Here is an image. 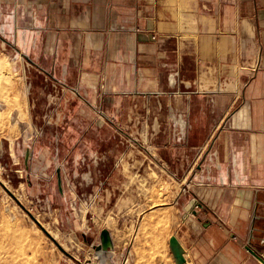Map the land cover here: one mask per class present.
<instances>
[{
    "label": "crops",
    "instance_id": "1",
    "mask_svg": "<svg viewBox=\"0 0 264 264\" xmlns=\"http://www.w3.org/2000/svg\"><path fill=\"white\" fill-rule=\"evenodd\" d=\"M0 46L24 57L20 72L27 60L46 81L65 73L67 95L114 124L182 113L186 186L212 205H151L145 216L169 220L160 254L177 264L175 235L189 264H264L247 249L264 216V0H0ZM212 95L232 97L219 121Z\"/></svg>",
    "mask_w": 264,
    "mask_h": 264
},
{
    "label": "rangeland",
    "instance_id": "2",
    "mask_svg": "<svg viewBox=\"0 0 264 264\" xmlns=\"http://www.w3.org/2000/svg\"><path fill=\"white\" fill-rule=\"evenodd\" d=\"M7 49L3 55L0 46V264H101L94 247L104 228L115 239L114 264H167L160 241L168 215L145 213L154 204H173L175 196L185 206L195 196L186 177L196 165L182 149L187 135L181 142L173 136L171 108L170 118L137 121V130L127 119H103L100 107L75 96L67 120L48 125L50 79L29 69L27 60L18 71L14 58L24 57Z\"/></svg>",
    "mask_w": 264,
    "mask_h": 264
},
{
    "label": "water",
    "instance_id": "3",
    "mask_svg": "<svg viewBox=\"0 0 264 264\" xmlns=\"http://www.w3.org/2000/svg\"><path fill=\"white\" fill-rule=\"evenodd\" d=\"M232 101L231 96L226 95H212L211 97V109H210V118L214 121H219L222 116L224 115L227 107L229 106L230 102ZM32 158V150L27 149L25 152V161L26 165L29 166L30 159ZM57 184L58 188L63 192V181L61 176V170H57ZM2 185L6 188V190L12 195V197L20 204V206L30 215V217L34 220V222L50 237V239L59 247L61 251L69 255L70 257L74 258L71 254H69L64 247L56 240L54 236L50 234V232L42 225V223L28 210L22 203L19 201V199L8 189L4 183ZM200 209H203L205 207L204 202L200 201L197 197H193L190 199L186 205L184 206V212L185 214L188 213H194L198 214L199 211L195 208L197 207ZM256 220H260L259 222V228H257L255 225H253V231L252 236H256L257 243L254 242L247 246V249L252 253L257 259H259L262 263H264V257L262 254H264V216L260 217L259 219L256 218ZM258 234V236L256 235ZM255 246L258 251L254 250L252 245ZM169 245L171 248V251L174 255L175 261L177 264H189L188 259L185 257V249L177 239V237L174 235L170 238ZM95 253L97 257L100 260L101 264H114L112 261L113 251H114V241L112 238V234L109 229L104 228L100 232V243L98 245H95L94 247ZM75 259V258H74Z\"/></svg>",
    "mask_w": 264,
    "mask_h": 264
},
{
    "label": "built area",
    "instance_id": "4",
    "mask_svg": "<svg viewBox=\"0 0 264 264\" xmlns=\"http://www.w3.org/2000/svg\"><path fill=\"white\" fill-rule=\"evenodd\" d=\"M155 38V37H153ZM50 86L53 88V92H50L48 95V105H47V112L44 115V119L47 121L48 125H56L59 126L61 125L62 122L67 120L68 114H67V109L69 107L70 102L75 96H80V90L76 87L73 89V96L69 97L67 95L68 92V86H67V81L65 77V73L62 74L60 78L57 79H51L50 80ZM32 83L28 84V89H31ZM0 107H2V103L0 102ZM171 111L173 112V109L171 108ZM178 115H183L182 113ZM174 138L178 137L177 142H181V136L185 137V134L182 133L181 128H179L175 124L174 128V133H173ZM177 140V139H176ZM184 142L186 140L184 139ZM189 161V162H188ZM187 164H190V160L187 159ZM184 168V166H183ZM185 191V190H184ZM205 205H212V202L210 201L209 203L205 201ZM264 257V255H263Z\"/></svg>",
    "mask_w": 264,
    "mask_h": 264
},
{
    "label": "bare ground",
    "instance_id": "5",
    "mask_svg": "<svg viewBox=\"0 0 264 264\" xmlns=\"http://www.w3.org/2000/svg\"><path fill=\"white\" fill-rule=\"evenodd\" d=\"M28 39V38H27ZM25 40H26V38H25ZM25 43V42H24ZM26 44V43H25ZM25 46V45H24ZM27 49V48H26ZM173 121L175 122V124L179 127V128H181V130H185V128L187 127V121L185 120V118H183L182 116H180V115H177V114H175V115H173ZM183 133V132H182ZM184 134V133H183ZM90 174L89 173H87V174H85V177H86V179L88 180V182L91 180V178H90ZM55 237V236H54ZM65 247V246H64Z\"/></svg>",
    "mask_w": 264,
    "mask_h": 264
}]
</instances>
